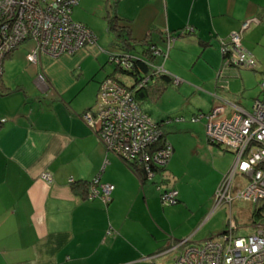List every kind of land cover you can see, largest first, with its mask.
<instances>
[{
	"label": "crops",
	"instance_id": "obj_1",
	"mask_svg": "<svg viewBox=\"0 0 264 264\" xmlns=\"http://www.w3.org/2000/svg\"><path fill=\"white\" fill-rule=\"evenodd\" d=\"M92 2L99 3L106 24L108 17L117 16L134 42L150 38L159 48L162 33L170 32L176 38L169 53L182 45L210 48L215 54V60L206 58L211 75L218 69L221 41L254 19L243 32L241 45L255 58V71L258 63L264 70V0H80L72 20L96 36V24L85 17ZM186 28H193L195 35H177ZM112 47V53H123L113 42ZM25 50H14L4 60L0 77V118L6 120L0 126V264H157L166 255L174 260L177 254L166 252L179 241L191 238L201 243L194 242L197 232L186 227L190 219L176 223L175 216H193L204 211L201 205L211 206L213 190L233 155L215 157L220 164L218 169L214 164L216 181L207 195L180 178L182 161L176 160L174 148L167 171L141 182L104 149L83 119L94 106L99 83L108 76L103 73L107 62L101 65V50L95 47L55 60L40 56L34 65ZM6 60L14 62L17 76L9 78L12 64ZM165 71L174 79L170 69ZM206 91L246 112L260 97L259 92L246 105L241 94L233 96L214 84ZM229 105L225 115L231 112ZM191 173L186 172L185 179ZM43 174L51 176L50 184ZM97 177L101 184L114 186L107 206L80 193L81 183ZM70 180L78 183L76 189ZM156 186L175 188L179 205L161 206Z\"/></svg>",
	"mask_w": 264,
	"mask_h": 264
},
{
	"label": "built area",
	"instance_id": "obj_2",
	"mask_svg": "<svg viewBox=\"0 0 264 264\" xmlns=\"http://www.w3.org/2000/svg\"><path fill=\"white\" fill-rule=\"evenodd\" d=\"M79 1L0 0V76L4 58L31 37L36 44L31 43L26 59L34 64L41 55L60 58L96 46L93 32L71 18L72 10ZM248 27V23L243 24L242 33ZM242 33L229 35L230 47L221 41L222 53L225 55L227 52L230 56L226 61V68L252 70L256 67L253 56L242 48ZM167 39L168 43L173 42L169 36ZM108 56L110 61L118 64L123 62V67H129L128 55L123 54L121 59L111 54ZM157 70L164 72L160 67ZM223 78L221 72L217 78L221 88L225 83L221 80ZM260 86L262 96L253 102L250 112L232 105L233 110L225 115L226 103L213 95L215 104L205 116L206 138L209 143L231 152L234 161L214 191L211 212L222 205H228L231 212L234 201L251 204L264 202V82ZM83 119L97 134L98 141L107 152L127 164L141 165L147 180L154 177V167H165L171 156L168 143L151 153L143 151L156 144L162 135V129L144 115L131 100V96L111 79L102 82L95 108L85 113ZM225 123H229L226 131L230 137L227 139L220 136V132L224 130L214 132ZM139 153L142 155L139 156ZM42 179L47 184L52 182L49 174H43ZM89 187L90 200L99 199L104 204L110 202L113 185L101 184L97 177L90 182ZM157 189L161 192L163 205L176 203V189L161 190L160 186ZM253 227L249 235L235 237L233 233L237 227L231 221L228 230L220 234L218 240L210 238L196 245H184L183 251L171 264H264V225L257 224ZM182 243L184 242L180 245Z\"/></svg>",
	"mask_w": 264,
	"mask_h": 264
},
{
	"label": "rangeland",
	"instance_id": "obj_3",
	"mask_svg": "<svg viewBox=\"0 0 264 264\" xmlns=\"http://www.w3.org/2000/svg\"><path fill=\"white\" fill-rule=\"evenodd\" d=\"M85 12L86 20L88 21L89 19V21L92 22L91 24H96L95 32L97 33V44L96 46H92L89 49L96 47L98 50H101V65H104L107 62V65L104 66L103 73L107 75L112 74L114 67L108 63L109 56L106 54V52L113 55L118 54L115 52L112 53V51H115L113 50L112 42L115 41L114 39L116 38L113 34L108 35L106 33L107 24L105 23L104 19L105 13L100 8L99 3L92 2L90 5V10L88 11L87 9H85ZM254 22V19L253 21H246L242 23V26L243 24L248 23L250 27V25ZM102 25H104V28ZM241 29L240 31H238L239 33H242ZM99 32L101 33L99 34ZM31 43L36 44L32 37L25 40V42L20 45L21 47L19 46L16 51L18 50L17 52H26L25 49L27 48V51L29 52ZM159 43V49L167 51V44L165 42L163 43V41L161 40H159ZM198 48H195L191 45L186 46L185 48L183 45L181 47L176 46L175 49H172L170 51L168 59H164L163 55L161 54L157 55V57L155 58L156 64L165 66L166 69H164V72H167L168 74L169 72L165 70L170 69L172 71L171 74H173L172 76H175L174 79L176 83L172 84V86L166 87V89L163 90L160 96H153L155 99H147L141 102L140 107L142 111L146 115H148L154 122H159L160 120H162V123H165L164 130L166 133L168 144L175 149L176 160L180 161L181 159L182 161V166L180 169H178L180 178L182 177L185 182H190V185L196 188L197 193H206L207 195V193L211 192L214 182L216 181V169L214 168V164L216 165L217 169L218 163L220 164L218 160L215 161V157H218L219 155L231 156L233 154L223 153L222 151H229L223 149L221 146H219V148L217 147L218 145L216 146L207 142V124L205 127L204 119L197 123L191 122V119L195 115H200L201 113L207 114L210 111V108H212L211 105H213L212 101L214 100L213 97L209 96V92H207L206 90H208L211 85H215L216 82H218L216 77L219 67L221 66L220 56L218 58V69L216 70V73H213V75H211L210 66L206 62V58L215 60V54L213 52H210V48L204 51L202 50L203 48ZM141 51L142 49L139 46H136L134 50H131V52L134 54H139L141 53ZM8 56L9 54L4 58V60ZM58 58L56 57L52 59L55 60ZM7 61L8 60H6V63L12 64V67L8 68L9 78L17 76L16 71L13 73L14 67L16 66L14 62ZM17 61L20 63L23 60L18 59ZM31 64L34 65V63ZM230 69H232L233 73L229 75L228 72H226V77L224 76V78L221 79L229 80L228 91L225 90L224 92H229L228 94H231L233 96L241 94L244 103L246 105H249L251 103V99L255 98L260 92L258 83L262 80L264 81V76L261 75V73H264V70L261 69L259 63L257 71L238 70L239 74H237V70L235 68ZM122 80L125 82H130V79L124 76H122ZM208 80H211L212 82L209 83ZM177 82H179V84H177ZM214 95L218 97L219 100L225 102L226 105L230 104L229 106L231 110H233L232 105L235 104L228 103L224 98L217 94ZM226 105H224V108L228 107H226ZM177 118L183 119V122L181 121L179 123L175 121L174 119ZM168 119H171L170 121L172 122L168 121ZM161 140H163V138H159L157 142H161ZM149 148L150 147H146L143 151L147 152L149 151ZM151 152L153 151H149V153ZM141 155L142 153H139V156ZM172 159H170V162ZM172 163H174V160L172 161ZM134 165L135 164H131L132 169L136 168ZM257 167L258 165L255 167V169H257ZM188 171H191L192 173L187 179H185V174ZM158 178L159 176L157 177V179ZM237 180H239V178H237ZM214 191L215 190H213V194ZM178 205L169 207H176ZM212 207L213 205L211 201V206L201 205L200 208H204V211H197L198 213L193 216H184L183 214L175 216L176 223H182L184 222V220L190 219V222L188 226L186 225V227H191L193 228L192 231L194 230L193 232H197L194 239L196 241L194 242H202L210 238L218 240L219 235L228 230L229 226L231 225V221H233L237 227L233 235L235 237H244L249 235L253 231V226L255 225L251 223V214L252 212L262 207V202L258 201L251 204L243 201H234L231 206V212L229 211L228 205H222L217 210L211 212ZM206 217L208 218L206 219ZM259 225L264 224L261 222L259 223ZM183 248L184 247H177L175 249L169 248L166 253L177 254L176 256H178V252L181 253L183 251ZM171 260L172 255H166L162 258H159L157 264H171Z\"/></svg>",
	"mask_w": 264,
	"mask_h": 264
},
{
	"label": "trees",
	"instance_id": "obj_4",
	"mask_svg": "<svg viewBox=\"0 0 264 264\" xmlns=\"http://www.w3.org/2000/svg\"><path fill=\"white\" fill-rule=\"evenodd\" d=\"M119 22H120V19L117 16H110V17H108L107 18V32H108L109 35L110 34L111 35L113 34L115 36V38H116V39H114L115 42L113 41V45L115 47H117L119 50H123V53L116 54L114 56L119 57L121 59L122 56H123V54L128 55L129 58H130L128 60L129 67L126 69L122 65L123 62H121L120 64H118V63H115V62L110 61V59L108 58V63L110 65H112L114 67V69L112 71V74H109L107 77H105L99 83L98 90H99V88H100V86H101V84H102L103 81H105L106 79H111L116 84H118L121 88H123L126 91V93H128L131 96V100L138 106L139 110L141 111V107H140L141 102H143V101H145L147 99H155L153 96H155V97L156 96L157 97L160 96L162 94L163 90H165L166 87L169 84H174V82L176 83L175 79H173L166 72H159L157 70L159 67L162 68L163 71H164V68H163V66H161L160 64H156V62H155V58L158 55L157 53H159V55L160 54L163 55L164 59H168V57H169V55H168L169 54V49L171 48V46L173 45V43L172 42L168 43L167 36L169 35V37L172 38L173 40H175L176 37H175V34L174 33H170V32L162 33V36L161 37H162L163 41L167 45H169V46H167V49H168V52H167V51H164L163 49L162 50L159 49L153 43V41L150 38H147V39H145L143 41H140V42H134V40L132 38H130V36H129L128 28L125 27V26H123V25H121ZM248 29H246V30H248ZM193 34L195 35V32H194V29L193 28H191V29L190 28L181 29V30H179V32H177V35L178 36H186V35H193ZM95 38H96V44H97V37L95 36ZM222 43L225 46H228L229 45V47H230V45H231L230 38L228 37L227 39H225L224 41H222ZM136 46H139L142 49L141 53L134 54V53L131 52V50H134ZM221 49H222V46H221V48H219L220 56H221V66L219 67V70L217 72L216 79L218 78V76H219V74L221 72L225 76L226 72L228 70H230V68H226L227 67L226 66V64H227L226 61L229 59L230 56L227 54V52L224 55L222 53ZM106 54L108 55L109 53L106 52ZM111 55H113V54H111ZM250 55L253 56L252 54H250ZM254 60H255V58H254ZM256 64H257V62H256ZM256 68H257V65L251 71H255ZM238 70H241V69H237V71ZM237 74H238V72H237ZM122 76L130 79V82L123 81L122 80ZM224 82L225 83H223V85H222L223 88H221L220 86H218L219 83L216 82V84H215L216 85V88L217 89L224 90V91L225 90L228 91L229 80H224ZM263 82L264 81L262 80V81H260L258 83V88L260 89V97L262 96V93H263L262 88H261L260 85ZM259 98H256V99H259ZM256 99H254V101ZM97 100H98V92H97V95H96V101H95L94 106L92 107V109H89L86 112H91L95 108ZM143 114L146 115L145 113H143ZM207 114L201 113L200 115H195L191 119V122L192 123H197V122H200L202 119H204L205 120V124H206V117L205 116ZM146 116L151 120V118L148 115H146ZM0 120H1V123H0V126H1V125H3L5 123L6 120L4 118H0ZM170 120L171 119H168V121H170ZM174 120H177V119H174ZM177 121H180V122L182 121L183 122V119H178ZM170 122H172V121H170ZM153 123H155V122H153ZM155 124L157 125V127H159V128L161 127V129H162V135H161L160 138H163V140H161V142H157L156 144L152 145L149 148V151H155V150L161 149V148H163L164 144H167L168 143L167 138H166V133L163 130L164 129V126H165V123L164 122L163 123L161 122V123H155ZM91 130L93 131V129H91ZM95 136L97 137V134H95ZM213 145H216V144H213ZM169 146L171 147V156H170L169 160L167 161L165 167H163V168L154 167L153 170L155 172L154 171L153 172L155 173V175H154V177L152 179H149V180L146 179V173H144L143 169L140 166H137V164H135L134 166L136 168L135 169H132L131 168V164H127L125 161L121 160L119 157H117V156L116 157L120 161H122L127 167H129L133 172H135L138 175V177L142 180L141 182H144L145 183V181L153 180L158 175L162 176L167 171V167H168V165L170 163V159H172V157L174 155V149H173V147L171 145H169ZM217 147H219V146H217ZM222 152L223 153H231V152H225V151H222ZM71 183L75 186L74 189H76V186L78 185V183H75L74 181H72ZM81 185H82V188L80 190L81 195L84 196V195L87 194L86 197H85V199H89L88 198V194H89V190H90V187H89L90 186V182H88V183H81ZM156 189H157V186H156ZM157 191L159 192V198H160V195H161L160 193L161 192L158 189H157ZM112 193L110 195L111 200H112ZM111 200H110V202H111ZM99 201L101 202V200H99ZM160 201H161V199H160ZM178 203H179V193H178V197H177V200H176V203L175 204H173V205H163L162 202H161V205L163 207H169V206H175ZM102 204L105 205V206L108 205V204H104V203H102ZM250 220H251V223H253L254 225L259 224L261 222L264 224V202H262V207L260 209L252 212ZM224 232H226V231H224ZM179 243L180 242H178L176 245H178Z\"/></svg>",
	"mask_w": 264,
	"mask_h": 264
},
{
	"label": "bare ground",
	"instance_id": "obj_5",
	"mask_svg": "<svg viewBox=\"0 0 264 264\" xmlns=\"http://www.w3.org/2000/svg\"><path fill=\"white\" fill-rule=\"evenodd\" d=\"M228 125H229V123H225V124L219 126V127H217V128L214 130V132L217 133V132H219V131H221V130L226 131ZM224 131H221V132H220V136H221L222 138L224 137V138L227 139V138L230 137V136H229V134H228L227 131H226V132H224ZM181 242H184V243H182V245H180ZM181 242H180L176 247H174L173 249H175V248H177V247H183L184 245H196L195 243H192L190 239H188V240H183V241H181ZM198 244H199V243H198Z\"/></svg>",
	"mask_w": 264,
	"mask_h": 264
},
{
	"label": "clouds",
	"instance_id": "obj_6",
	"mask_svg": "<svg viewBox=\"0 0 264 264\" xmlns=\"http://www.w3.org/2000/svg\"><path fill=\"white\" fill-rule=\"evenodd\" d=\"M183 241V240H182ZM180 242V241H179ZM203 242V241H202Z\"/></svg>",
	"mask_w": 264,
	"mask_h": 264
}]
</instances>
